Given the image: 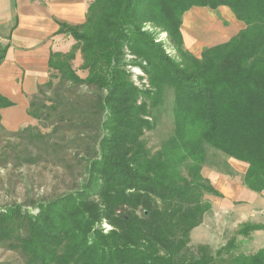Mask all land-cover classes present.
Instances as JSON below:
<instances>
[{
  "label": "trees",
  "instance_id": "trees-1",
  "mask_svg": "<svg viewBox=\"0 0 264 264\" xmlns=\"http://www.w3.org/2000/svg\"><path fill=\"white\" fill-rule=\"evenodd\" d=\"M221 6L239 29L201 56L185 50V14ZM65 31L78 42L88 75L74 68L75 52L53 54L51 79L30 97L29 114L52 120L60 100L42 107L48 91L86 85L96 95L59 116L77 121V130L100 131L97 146L84 157L78 185L38 201V214L1 211L0 241L29 264H264V249L240 252L234 239L217 252L231 255L222 259L206 244L190 245L212 208L205 193L221 196L203 173L209 148L248 163L245 184L264 191V0H94L85 23ZM160 32L179 59L157 40ZM127 55L147 75L142 87L131 79ZM167 89L174 131L149 154L140 142L144 117L149 103L163 104ZM12 105L0 93V121L1 109ZM255 229L246 224L238 234Z\"/></svg>",
  "mask_w": 264,
  "mask_h": 264
},
{
  "label": "rangeland",
  "instance_id": "rangeland-1",
  "mask_svg": "<svg viewBox=\"0 0 264 264\" xmlns=\"http://www.w3.org/2000/svg\"><path fill=\"white\" fill-rule=\"evenodd\" d=\"M231 19H234V16L225 6L214 10L209 7L193 8L183 17L184 25L181 29L182 32L184 31V49L201 56L205 47L228 39L239 29V23L231 22ZM230 22L231 25L228 26ZM147 29L153 30L149 25ZM156 37L165 45L169 54L179 59V54L171 45L167 33L160 32ZM78 51L80 52H77L73 66L78 74L85 78L88 71L83 68L84 58L81 50ZM127 60L131 64L127 68L132 74V81L140 87L147 84V75L138 65L133 64L137 59L127 55ZM53 76H55L54 73ZM53 80L57 85L60 77H54ZM55 92L59 93L58 98ZM93 95H96V91L86 85L71 87L69 84H62L60 88L49 90L43 97L42 107L44 108V104L51 106L54 100H60V107L56 108L59 113L53 114L52 120L33 118L29 114L30 108L28 109L29 121L21 125L7 122L2 117L0 121V212L21 207V210L25 212L38 214L42 210L40 204H37L38 201L64 194L78 185L83 173L84 157L97 146L100 131L77 130L75 127L77 121L61 120L59 115L62 112L69 116L70 107L78 102L81 104L85 98ZM173 100V91L167 89L163 104L152 107L149 103L147 107L148 116L144 118L148 120V124L142 129L140 142L149 154L157 152L174 131ZM48 109L51 110L50 107ZM45 117L46 115H43L42 118ZM27 127L29 129L24 130ZM208 153L211 157H216L214 159H218L220 164H225L222 157L217 156L226 155L211 148ZM205 198L211 201L212 208L205 214L197 237L199 238L200 234L202 237L207 234L208 237L210 232L213 233L215 238L212 240L215 242L208 244V247L215 256L232 239L239 246L240 252L241 246L247 248V245L244 246L243 242L239 241L238 230L229 227L231 216L225 220L213 210L215 196L205 193ZM101 224L106 232L113 229L106 220ZM225 228L227 230L223 231ZM220 236L221 239H219ZM223 241H225L224 245L219 246ZM200 244L204 243L191 238L192 247L196 248ZM62 248L63 246L59 247V250ZM230 256L222 252L217 257L222 259ZM28 259L29 257L21 251L9 247L7 242L0 241V264H29Z\"/></svg>",
  "mask_w": 264,
  "mask_h": 264
},
{
  "label": "crops",
  "instance_id": "crops-1",
  "mask_svg": "<svg viewBox=\"0 0 264 264\" xmlns=\"http://www.w3.org/2000/svg\"><path fill=\"white\" fill-rule=\"evenodd\" d=\"M93 2L0 0V93L13 103L1 109L3 120L20 125L29 121V99L51 79L49 62L52 55L75 52L77 57L80 52L78 42L65 30L68 26L85 23ZM217 157H222L225 164H220L209 154L203 172L221 193V196H215L213 210L225 220L231 216L229 227L233 230L239 231L246 224L258 226L247 235L238 234L239 241L247 245V248L241 246L246 253L264 249V198L262 192L245 184L248 163L228 155ZM202 225L193 229L191 238L206 245L212 244L215 236L211 232L208 237L207 234L203 237L200 234V239L197 237Z\"/></svg>",
  "mask_w": 264,
  "mask_h": 264
},
{
  "label": "built area",
  "instance_id": "built-area-1",
  "mask_svg": "<svg viewBox=\"0 0 264 264\" xmlns=\"http://www.w3.org/2000/svg\"><path fill=\"white\" fill-rule=\"evenodd\" d=\"M262 196H263V198H264V191H262Z\"/></svg>",
  "mask_w": 264,
  "mask_h": 264
}]
</instances>
